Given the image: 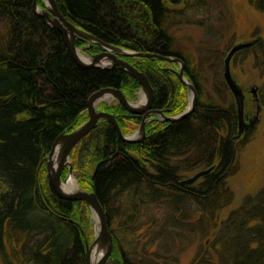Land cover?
Returning <instances> with one entry per match:
<instances>
[{"label": "trees", "instance_id": "16d2710c", "mask_svg": "<svg viewBox=\"0 0 264 264\" xmlns=\"http://www.w3.org/2000/svg\"><path fill=\"white\" fill-rule=\"evenodd\" d=\"M32 1L0 0V264H87L88 207L58 197L42 161L60 134L86 119L93 93L120 89L133 99L140 85L119 67H79L60 32L32 11ZM55 1L70 23L104 43L179 59L195 91L188 115L149 121L139 142L122 141L110 123L101 121L73 150L80 186L94 191L108 220L113 237L108 264H182L181 257L167 260L168 254L184 255L182 241L197 236V251L187 264H264V187L231 207L230 179L238 170L241 142L236 107L223 79L231 46L219 48L231 28L228 0ZM247 3L264 15V0ZM37 4L43 6L42 0ZM215 12L225 18L223 26L213 21ZM189 26L215 30L209 57L185 40ZM75 45L88 44L76 40ZM101 51L91 43L86 53ZM239 53L263 68L264 38L236 53L231 63ZM123 59L147 76L153 109L166 117L185 109L187 91L176 63L152 56ZM263 93L257 98L264 104ZM99 109L117 116L123 135L132 130L128 122L141 123L140 115L120 104ZM209 168L192 184H182ZM153 210L162 211L159 219ZM164 235L172 243L162 252ZM140 238L147 241L139 243Z\"/></svg>", "mask_w": 264, "mask_h": 264}, {"label": "water", "instance_id": "95a60500", "mask_svg": "<svg viewBox=\"0 0 264 264\" xmlns=\"http://www.w3.org/2000/svg\"><path fill=\"white\" fill-rule=\"evenodd\" d=\"M44 8H40L37 4V0L32 1V11L42 18L53 28L57 29L62 35L64 44L72 60L81 68H101L111 69L119 67L125 70L132 78H134L140 85V91L145 97V101L141 106L133 105L127 96L120 89L103 88L93 93L87 101V120L76 128H69L67 132L60 134L54 141L51 150L45 160L48 181L55 192V194L65 200L70 201H83L90 210L93 218L97 221V232L94 236L92 243L85 240V256L87 264H91L90 255L94 246L99 244L104 248L102 256L94 264H107L113 248V237L109 230L108 220L106 218L105 211L98 201L94 191L78 190L73 192H67L62 189V184L66 183L61 179L62 173L65 169L69 174H72L71 154L75 147L86 138L101 121L110 123L116 130L119 138L124 142L136 143L141 141L145 137V126L149 122L151 116L159 115L168 121H177L188 115L194 108L195 91L188 79L183 75V64L179 59L167 58L157 55L141 54L133 51H129L123 48H119L113 45H109L97 39L96 37L80 30L72 23H70L59 11L55 0H42ZM76 40H83L88 45L82 47V51L86 52L89 47V43H95L102 48V51L97 54H90L88 56L90 61L85 62L79 58V49L75 45ZM258 42V39L238 42L231 46L227 52L223 61V79L233 97V101L236 107L237 119H238V134L239 137L244 130L250 128L256 121L249 120L247 124L245 121V94L241 86L233 78L231 72V61L236 53L242 50L253 47ZM109 47V48H107ZM133 56H152L160 58L164 61H171L178 65V77L187 89L190 90L189 103L185 111L174 117H166L161 110L152 109L153 89L149 83L147 76L139 71L136 67L125 61L124 57ZM107 62V63H106ZM252 96L258 101L256 88L251 90ZM112 97L118 100L123 108L131 114L140 115L141 123L139 126V137L125 136L121 132L120 126L117 122V116L115 114L103 111L99 109V105L103 102V97ZM259 107H257V111ZM247 120V119H246ZM59 148L56 160H54V154L56 148ZM212 168L198 171L191 177L187 178L182 184L189 185L198 180L200 177L205 176L211 171ZM95 220V219H94Z\"/></svg>", "mask_w": 264, "mask_h": 264}, {"label": "rangeland", "instance_id": "374dc122", "mask_svg": "<svg viewBox=\"0 0 264 264\" xmlns=\"http://www.w3.org/2000/svg\"><path fill=\"white\" fill-rule=\"evenodd\" d=\"M38 6L40 8H44V6ZM228 6V8H225V13L229 11V13L226 14V24L229 25L230 22L229 26H231V28H229L225 35H223L222 40L219 42V48H223L224 44H230V46H232L238 42H247L264 38V15L259 14L252 7H250V5L247 3V0H228ZM197 18L202 19L203 17L201 16ZM213 21H215L217 25L223 26L225 18H219V16L215 12L213 15ZM214 31V29L211 32L206 31L205 26H189L188 28H186V30L183 31V35L187 43H189L194 48V50L200 51V53L203 52L204 55L209 57L211 53L215 51L216 46L213 44L215 37ZM255 31H257V33H255ZM81 48L78 49L82 56H90V54L82 51ZM231 72L233 78L241 86L245 94L244 113L247 118L246 123L248 124L249 120H254V118H256L255 123L250 128L244 130L243 133L238 137L241 142H239L240 144L237 152L238 170L236 171V174L230 179V187L234 194V200L231 204V207H236L239 204V201L245 195L254 194L261 187H264V104L261 100L260 103L255 100L251 92V90L255 88L257 95L264 92V67L262 68L255 65L254 59L251 55L241 57V54L239 53L237 55V58H235L233 60V63H231ZM186 91L187 107L189 103V95L191 94V92L187 88ZM141 98L142 96L139 89L133 99H128L133 105H137L139 101H141ZM107 100L109 101V103H119L118 100L112 97H109ZM100 107L101 105L99 106V108ZM257 107H259L258 111ZM185 109L181 113H183ZM85 116L86 119L82 123H84L88 118L87 114H85ZM139 126L140 124L135 127L133 126L130 133L126 134L125 136H133L137 134V132L139 131ZM63 173L65 174V177L63 178L61 176L62 180L71 177L76 183V189L85 190L80 186L79 173L73 170V168L72 174H69L67 169H65ZM88 211L91 235V240L88 242L92 243L97 232V225L89 209ZM158 213H162V211L153 210L151 215L155 216L158 215ZM160 217L161 216L158 215L157 218L159 219ZM112 225L113 226L111 228L113 230L117 229V221H114ZM143 232L144 230L138 232L137 236H141ZM170 239L171 237H166V235L162 237V252L166 249L164 246L172 243L169 242ZM199 239L200 238L197 236L189 243H187L186 241H182L181 248H184V250H186V253L181 256V254H177V251H173L172 253L168 254L167 260H171L173 257H177V259L179 260L181 257V263L187 264L191 260L193 253L195 254V252L197 251L200 242ZM139 240V243L147 241V239L144 238H140ZM177 247L180 248V245L177 244ZM153 250H155V246H152L149 251L151 252Z\"/></svg>", "mask_w": 264, "mask_h": 264}, {"label": "bare ground", "instance_id": "6f19581e", "mask_svg": "<svg viewBox=\"0 0 264 264\" xmlns=\"http://www.w3.org/2000/svg\"><path fill=\"white\" fill-rule=\"evenodd\" d=\"M91 44V43H89ZM95 44V43H94ZM109 48V47H107ZM78 55H79V58L85 62H88L90 61V58L89 57H84L80 54V52H78ZM107 63V62H106ZM141 92V91H140ZM141 101H139V103L136 105V106H141L144 101H145V97L143 96L142 92H141ZM109 98V97H108ZM107 96L106 97H103L102 100L105 101L108 99ZM102 104V103H101ZM100 104V105H101ZM99 105V106H100ZM134 137H139V133L137 132V134L133 135ZM59 148L57 147L56 150H55V154H54V160H56V157L58 155V150ZM76 186V183L74 181L73 178L69 177L68 180L66 181V183L62 184V189L64 191H67V192H73L76 190L75 188ZM95 219V223L97 225V221H96V218ZM103 251H104V248L102 246H100L99 244H97L96 246L93 247L92 251H91V255H90V261H91V264H94L103 254Z\"/></svg>", "mask_w": 264, "mask_h": 264}, {"label": "flooded vegetation", "instance_id": "af4514ba", "mask_svg": "<svg viewBox=\"0 0 264 264\" xmlns=\"http://www.w3.org/2000/svg\"><path fill=\"white\" fill-rule=\"evenodd\" d=\"M258 97V96H257ZM119 103H113V102H111V103H109V101L108 100H105V101H103L102 102V104H101V106H103V107H114V106H117ZM153 109V108H152ZM155 110V109H154ZM159 119H162V117L161 116H159V115H155V116H151V118H150V120L149 121H151V120H159ZM246 119L247 118H245V121H246ZM118 122V121H117ZM128 125H129V127H132L133 128V126H132V124L130 123V122H128Z\"/></svg>", "mask_w": 264, "mask_h": 264}]
</instances>
